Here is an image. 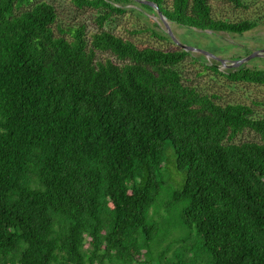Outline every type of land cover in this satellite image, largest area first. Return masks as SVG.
<instances>
[{"label": "trees", "instance_id": "16d2710c", "mask_svg": "<svg viewBox=\"0 0 264 264\" xmlns=\"http://www.w3.org/2000/svg\"><path fill=\"white\" fill-rule=\"evenodd\" d=\"M144 1L178 27L258 24L215 19L210 0ZM73 3L99 9L94 32L47 0H0V264H264V117L184 82L180 48L103 29L122 4L154 8ZM227 72L264 85V70ZM245 130L259 141L236 143ZM167 144L183 173L170 190Z\"/></svg>", "mask_w": 264, "mask_h": 264}, {"label": "rangeland", "instance_id": "374dc122", "mask_svg": "<svg viewBox=\"0 0 264 264\" xmlns=\"http://www.w3.org/2000/svg\"><path fill=\"white\" fill-rule=\"evenodd\" d=\"M56 8L62 25L84 24L88 32H94L95 18L99 9L90 7H77L73 0H47ZM243 8H236L223 0H210L212 14L215 19L227 21L250 20L257 22L255 28L242 34L213 33L199 31L185 27H178L169 23L173 37L181 44L194 48L187 51L184 61L177 67L182 79L193 86L201 94L215 96L217 102L225 105L241 103L250 106L257 117H264V85L233 81L228 76V70L244 67L246 69L264 70V56L250 57L254 53L264 50V0H242ZM122 13L114 12L104 24L103 29L129 40L139 47H154L162 50H179L157 14L143 10L133 4H122ZM156 13V11H154ZM99 59L111 58L109 54L98 53ZM250 57V58H249ZM248 59L237 67H225L219 63L224 60L226 64ZM212 66V68H210ZM215 69L218 72L214 71ZM241 141H259V137L252 131L245 130L235 139ZM169 162L163 173L164 187L168 190L176 189L183 173H178L173 167L170 157L171 146L167 144ZM171 151V152H170ZM181 184V183H180ZM165 198L161 201L164 202ZM159 215L167 216L161 208ZM154 219L158 220V216ZM173 225V226H171ZM175 219L170 216V226L179 235L187 234L181 227H176ZM171 231V228H170ZM169 253L167 256H169Z\"/></svg>", "mask_w": 264, "mask_h": 264}, {"label": "water", "instance_id": "95a60500", "mask_svg": "<svg viewBox=\"0 0 264 264\" xmlns=\"http://www.w3.org/2000/svg\"><path fill=\"white\" fill-rule=\"evenodd\" d=\"M136 1H138V2H140V3H142V4H145V5H148V6L152 7V8H154L155 10H157V15H158V17L161 19V21L163 22L167 34H169V36L171 37L172 41H173V42L175 43V45H177L181 50H183V51H185V52H187V51H194V50H195L194 48H191V47H188V46H185V45L179 43V42L173 37L172 32H171V29H170V27H169V22H168V21L166 20V18L161 14V12L158 11V8H157V6H156L155 4H153V3H151V2H148V1H144V0H136ZM254 56H255V57H256V56H261V57L264 56V50L258 51V52H256V53H254L253 55H251L250 57H254ZM250 57H249V58H250ZM249 58H247V59H243V60H240V61L234 63L233 65L226 64V62H225L224 60H219V63L222 64V65H224L225 67H237V66H239V65H241V64H243V63H245V62H247Z\"/></svg>", "mask_w": 264, "mask_h": 264}]
</instances>
